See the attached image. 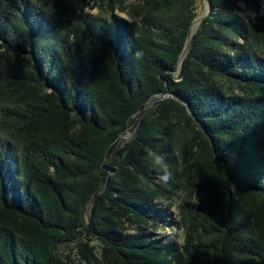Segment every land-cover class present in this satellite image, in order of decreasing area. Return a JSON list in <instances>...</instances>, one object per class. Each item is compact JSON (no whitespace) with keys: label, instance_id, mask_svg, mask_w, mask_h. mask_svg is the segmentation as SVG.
<instances>
[{"label":"trees","instance_id":"obj_1","mask_svg":"<svg viewBox=\"0 0 264 264\" xmlns=\"http://www.w3.org/2000/svg\"><path fill=\"white\" fill-rule=\"evenodd\" d=\"M138 1L0 0V264H264V0Z\"/></svg>","mask_w":264,"mask_h":264},{"label":"rangeland","instance_id":"obj_2","mask_svg":"<svg viewBox=\"0 0 264 264\" xmlns=\"http://www.w3.org/2000/svg\"><path fill=\"white\" fill-rule=\"evenodd\" d=\"M138 0H124V4L125 5H130V6H133V10L131 9L132 13L130 12V14H136L135 12L137 11L136 9V6L138 5ZM193 9H194V12H195V18L192 22V25L190 27V35L189 37L187 38V41H186V45H185V49L187 47V44L189 42V39H190V36L191 34H193V32L196 30L198 24H199V21L208 13L209 11V7H208V2L207 0H196L194 3H193ZM104 9L102 7H95L93 10L90 11V13L92 14H95V15H104ZM117 14L121 15V16H124V17H127V14L125 12H121L120 10L116 12ZM184 49V51H185ZM155 98V97H154ZM152 100V99H151ZM150 100V103L153 102V100L151 101ZM147 108V107H146ZM145 108L142 109L141 112L144 111ZM141 112L137 113L133 118H132V124L137 122V119L139 118ZM132 132L131 130H127L119 139L116 143L120 142V141H127L130 136H131ZM170 219L172 221H176V214L173 215V212L170 216ZM162 231V230H161ZM167 232L169 233L170 236L174 237L177 239L178 242H181L182 241V235H183V230L182 229H178L177 226H171V227H168L167 228ZM161 234V232H159Z\"/></svg>","mask_w":264,"mask_h":264}]
</instances>
